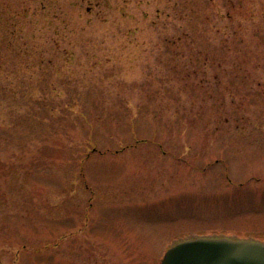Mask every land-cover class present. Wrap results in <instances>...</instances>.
I'll return each mask as SVG.
<instances>
[{
	"label": "rangeland",
	"instance_id": "obj_1",
	"mask_svg": "<svg viewBox=\"0 0 264 264\" xmlns=\"http://www.w3.org/2000/svg\"><path fill=\"white\" fill-rule=\"evenodd\" d=\"M264 241V0H0V264H160Z\"/></svg>",
	"mask_w": 264,
	"mask_h": 264
},
{
	"label": "water",
	"instance_id": "obj_2",
	"mask_svg": "<svg viewBox=\"0 0 264 264\" xmlns=\"http://www.w3.org/2000/svg\"><path fill=\"white\" fill-rule=\"evenodd\" d=\"M161 264H264V241L191 237L171 246Z\"/></svg>",
	"mask_w": 264,
	"mask_h": 264
}]
</instances>
